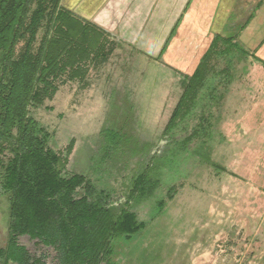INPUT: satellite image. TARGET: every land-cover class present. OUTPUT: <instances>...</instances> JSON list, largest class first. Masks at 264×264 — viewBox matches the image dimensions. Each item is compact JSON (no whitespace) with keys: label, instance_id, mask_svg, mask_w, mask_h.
I'll return each instance as SVG.
<instances>
[{"label":"rangeland","instance_id":"rangeland-1","mask_svg":"<svg viewBox=\"0 0 264 264\" xmlns=\"http://www.w3.org/2000/svg\"><path fill=\"white\" fill-rule=\"evenodd\" d=\"M232 1L224 0L222 9ZM260 2L254 29L238 31L234 37L226 29V38L217 37L224 46L211 48L219 49V56L209 60L216 74L209 71L211 82L207 80L216 87L204 85L196 92L195 106L178 118L170 132H165L166 127L186 87L185 75L202 57L200 49L146 53L147 49L129 48L105 33L104 50L99 56L91 53L84 77L72 78L68 68L53 79L56 88L41 103L29 106V115L48 133L47 148L60 157L61 175L86 177L73 191L74 199L89 198V190L95 187L112 205L123 202L150 221L132 243L115 241V264H264V45L253 49V44L264 42V0ZM63 6L77 20L91 22L78 5ZM36 7L34 1L26 25ZM49 22L44 19L39 27L32 53H38L43 40L53 34ZM91 23L96 31L103 30ZM20 32L15 58L26 49L31 34L25 28ZM225 67L223 76L218 72ZM24 73L19 71L26 77ZM14 85L15 94L22 97L24 84ZM106 128L120 129L129 143L110 142L106 150ZM11 132L8 141L17 145L18 128L13 126ZM0 143V250L7 252L14 239L31 255V263L61 264V236L55 232L58 216L45 225L52 243L28 234L14 238L13 194L1 185L14 152L2 138ZM157 152L163 165L155 194L144 202L125 203L136 175L148 163L157 164L153 158ZM161 198L166 204L156 213ZM0 264L18 261L6 253Z\"/></svg>","mask_w":264,"mask_h":264},{"label":"trees","instance_id":"trees-1","mask_svg":"<svg viewBox=\"0 0 264 264\" xmlns=\"http://www.w3.org/2000/svg\"><path fill=\"white\" fill-rule=\"evenodd\" d=\"M34 1L37 7L26 25ZM60 1L0 0V138L3 143L10 144L14 152L13 158L5 165L1 185L13 194L10 211L14 238L28 234L50 244L51 236L45 225L53 223L55 216H58L55 232L61 236V264H115L112 257L115 241L121 239L127 244L132 243L147 230L150 221L141 219L123 202L117 203V207L112 205L95 187L89 190V198L74 199L73 191L86 181V177L75 175L68 179L61 175L60 157L55 150L46 146L48 133L29 115V106L33 102L41 103L44 95L56 88L54 78L68 68L71 69L69 75L72 78L84 77V64L89 57L92 58L91 53L95 51L99 56V52L104 50L102 34L106 32L96 31L91 22L77 20L69 9L60 6ZM44 19L50 21L48 25L54 32L43 40L38 53H32V43ZM23 28L31 34L26 49L15 58L13 51L18 38L22 37L20 31ZM218 51L207 49L192 73L185 75L186 87L166 127V133L175 128L178 118H183L193 108L191 106H195L196 92L204 85L208 89H215L216 84L207 83V80L209 71L214 69L209 60L215 55L219 56ZM21 70H24L26 77L19 74ZM225 71H228L226 67L218 73L224 76L222 72ZM214 74L213 71L212 76ZM15 82L24 84L22 97L15 94ZM13 126L20 133L17 145L12 140L8 141L13 137ZM122 129H126V126L123 125ZM105 130L106 150H109L110 142L117 145L122 140L128 141V137L119 132L120 129ZM179 144L186 145L185 142ZM2 147L0 143V153ZM159 155L158 152L153 155V158H157V164L148 163L136 175L125 203L144 202L155 194L161 184L160 168L163 165L158 160ZM42 203H45V207L41 206ZM165 204L164 198L156 201V213L162 212ZM45 210L50 211L49 214ZM6 253L18 264H33L28 251L17 245L14 239L7 252L0 250V257Z\"/></svg>","mask_w":264,"mask_h":264},{"label":"crops","instance_id":"crops-1","mask_svg":"<svg viewBox=\"0 0 264 264\" xmlns=\"http://www.w3.org/2000/svg\"><path fill=\"white\" fill-rule=\"evenodd\" d=\"M76 1L63 0L62 5H78L79 10H86L87 21L102 27L115 40L126 42L129 48L147 49L146 53L159 50L161 53L162 49H200L197 52L202 56L213 46H224L217 37L219 40L221 36L226 38L223 34L226 29L233 37L238 31L254 29L256 14L262 4L261 0H245V4L234 0L223 10L224 0L221 3V0ZM263 43L261 40L253 44V49L260 50ZM198 63L199 60L196 66Z\"/></svg>","mask_w":264,"mask_h":264},{"label":"water","instance_id":"water-1","mask_svg":"<svg viewBox=\"0 0 264 264\" xmlns=\"http://www.w3.org/2000/svg\"><path fill=\"white\" fill-rule=\"evenodd\" d=\"M62 4V1L60 2V5Z\"/></svg>","mask_w":264,"mask_h":264}]
</instances>
